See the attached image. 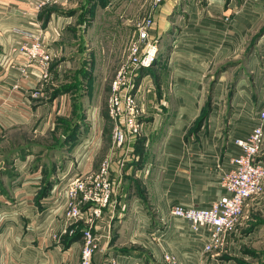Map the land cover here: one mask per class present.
I'll return each mask as SVG.
<instances>
[{"label": "crops", "instance_id": "obj_1", "mask_svg": "<svg viewBox=\"0 0 264 264\" xmlns=\"http://www.w3.org/2000/svg\"><path fill=\"white\" fill-rule=\"evenodd\" d=\"M40 1L0 0V139L5 143L0 150V264H78L86 230L99 244L91 264H162L164 253L181 264H238L233 256L238 255L237 247L251 243L264 230L251 222L264 214V184L260 194L244 203L235 228L226 236V251L219 256L200 258L203 241L187 222L174 218L167 226L159 218L174 205L208 207L225 192L222 176L240 152L235 139L245 138L258 123L264 42L259 44L260 67L253 77L256 98H239L241 93L233 100V112L225 119L226 136L217 132L222 112L216 102L209 112L208 132H192L203 103L198 90L201 75L220 59L224 48L234 49L251 20L264 12L262 4L245 3L230 22L197 15L190 6L182 8L181 19L172 20L167 16L179 0H163L155 10L150 36L164 37L168 45L164 52L159 48L155 63L141 70L135 84L144 112L142 131L116 147L105 106L110 84L106 99H101L95 73L103 70L101 59L123 57L126 39L141 19L139 0L91 4L84 31L90 74L79 99L84 107L75 95L51 92L53 76L60 74L61 65L53 62L58 58L60 28L70 21L60 16L74 8H64L67 0L45 5ZM212 1L207 10L214 9ZM144 10L148 13L149 7ZM104 27L115 29L104 36ZM17 28L43 30L42 41L52 55L47 76L28 68L29 77H20L13 51L20 39ZM13 85L19 91L10 94ZM78 108L85 113H78ZM262 150L256 159L264 164V143ZM104 163L113 185L108 204L91 225L78 220L68 227L61 217L68 200L65 183L95 175ZM89 206L84 204L83 210ZM242 232L243 239L236 240Z\"/></svg>", "mask_w": 264, "mask_h": 264}, {"label": "built area", "instance_id": "obj_2", "mask_svg": "<svg viewBox=\"0 0 264 264\" xmlns=\"http://www.w3.org/2000/svg\"><path fill=\"white\" fill-rule=\"evenodd\" d=\"M52 1L54 0H41L39 5ZM162 2L163 0H150L149 11L146 17L136 23L123 60L110 81L106 106L112 121V142L116 147L124 146L130 138L138 137L142 131L140 116L144 112L139 106L135 84L141 70L152 66L156 58L157 44L155 38L150 36V30L154 25L155 10ZM42 31L17 28L20 39L13 51L15 58L24 61V67L19 70L20 74L25 75L26 68L31 67L42 77L47 76L52 55L42 41ZM14 91H19L16 85L12 86L9 93L14 94ZM259 106L258 123L245 138L235 139L240 152L231 158L232 167L222 176L224 194L208 207L171 206L159 218L167 226L174 218L187 222L191 231L203 241L199 249L200 258L203 255H212L223 247L226 236L234 229L246 200L263 190L264 164L256 156L261 152L264 143V90ZM112 189L109 169L105 163L93 176L68 180L65 183L68 197L67 220H85L91 225L94 218L101 215L102 208L108 204ZM84 204L90 205L87 211L82 208ZM91 208L92 211H89ZM98 245V239L89 230L84 231L78 264H91L92 255ZM162 264L181 263L173 254L164 253Z\"/></svg>", "mask_w": 264, "mask_h": 264}, {"label": "rangeland", "instance_id": "obj_3", "mask_svg": "<svg viewBox=\"0 0 264 264\" xmlns=\"http://www.w3.org/2000/svg\"><path fill=\"white\" fill-rule=\"evenodd\" d=\"M124 1V2H123ZM126 0H112L113 4H121L125 3ZM137 2L136 0H131L129 3ZM212 1V0H211ZM254 4H262L264 7V0H254ZM99 6L100 3L103 5L104 0H67V3L63 4L65 9L74 8L68 11H62L61 18L64 20L70 19L69 23L65 22L60 28V40L59 43H56V49L58 50V58L54 60L55 64L60 66V74L59 76H53L55 82V90L51 91L53 93H65L69 95H75L73 98H77L76 101H79L83 92V84L87 82L89 76V58L87 50L85 49V38L84 31H86L87 26L89 25V18L87 12L92 3H95ZM134 2V3H135ZM214 4L211 5L210 8L214 9H206V6L210 3L209 0H179V3L174 7L172 15L171 13L167 16V19H181L182 17V8L186 6H190L194 8V12L200 13L204 17H218L222 18V20L226 22H230L234 19V17L241 11L248 2L251 0H214L212 1ZM215 2L217 4H215ZM138 4V2H137ZM139 6H141V19L146 17L147 12L144 10L148 8L150 5V0H139ZM73 6V7H72ZM100 7V6H99ZM221 8L227 9L224 14L218 13L215 10H220ZM221 12V11H220ZM146 13V14H145ZM69 15V16H67ZM198 15V14H197ZM197 17V16H196ZM184 18V17H183ZM240 18V17H239ZM252 25L247 29L245 34H242L240 37H236V45L234 49H230L229 46L224 48L221 52V57L218 59L210 68L204 71V74L201 75V88L199 91V99L203 100L202 109L195 119L194 125L192 126V132L197 130H202L205 134L208 132V124L210 121L209 112L212 109L214 102L220 105V111L222 112V121L219 129V137H224L227 134V123L225 119L228 120L229 116L233 112V107L235 103L233 100L235 98H244L247 96V99L250 101H254L256 98V92L253 87V77L255 72L259 69V44L264 42V12L259 16L255 17V19L251 20ZM96 27V26H94ZM115 28L104 27V36H108L107 34ZM174 31V30H173ZM86 33V32H85ZM133 34V33H132ZM164 35V33H163ZM133 35L129 36L126 39V46L129 44ZM76 41H74L75 39ZM81 40V41H79ZM155 42L157 44V53L159 48L164 52L168 45V41H165L164 37L161 39H156ZM58 44H61L59 46ZM124 45V44H123ZM124 49V51H125ZM19 63L17 66V70L24 67V61L21 58H15ZM68 60V62L66 61ZM123 57L121 59H106L103 58L100 60L103 66V70L101 72L100 68L95 73V78L97 81V94L101 97V99H106L107 96V87L110 84L113 75L122 62ZM156 60V58H155ZM155 60L153 64L155 63ZM52 59L49 65L48 73L51 69ZM161 67V65H160ZM31 68V67H30ZM28 67L26 68V74H20V77L27 78L29 77ZM105 72V73H104ZM20 73V71H19ZM92 80V87H93ZM53 88V87H52ZM15 94V93H14ZM58 95V94H57ZM81 101V100H80ZM80 106H86L84 102H80ZM84 103V104H83ZM107 104V103H106ZM83 106V107H84ZM106 106V105H105ZM103 107V106H102ZM101 108V107H100ZM99 108V109H100ZM107 108V106H106ZM105 109V107H104ZM104 109L101 110L103 113ZM77 112H83V108H78ZM107 112V111H106ZM81 122H83V118H78ZM69 129V126L66 130ZM60 137V136H59ZM56 136L52 135L51 140H55ZM0 143V150H2L5 146L3 139ZM68 146V144H66ZM263 151V150H262ZM3 153V152H1ZM2 156L0 159L2 160ZM4 160V159H3ZM66 208L67 204H62L61 209V217L62 220L67 226L75 225L78 223L74 220H67L66 218ZM83 208V207H82ZM251 219H248V221ZM72 221V222H71ZM251 222H254L256 226L255 228L264 229V214L261 216H256ZM236 226V225H235ZM234 226V228H235ZM256 237H254L251 243L241 244L237 247V254L233 255L235 258H238V264H264V230L258 231ZM242 236H239L236 240L243 239ZM226 241L224 242L223 247L219 250L222 253L213 252V254H224L226 251ZM250 248H249V247ZM253 248V249H251ZM212 254V255H213ZM238 256V257H237ZM232 258V257H226ZM237 260V259H236Z\"/></svg>", "mask_w": 264, "mask_h": 264}]
</instances>
